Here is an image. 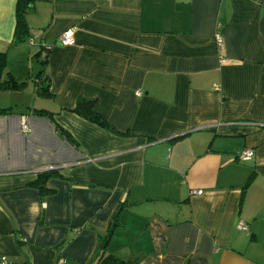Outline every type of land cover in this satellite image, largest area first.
I'll use <instances>...</instances> for the list:
<instances>
[{
  "label": "crops",
  "instance_id": "crops-1",
  "mask_svg": "<svg viewBox=\"0 0 264 264\" xmlns=\"http://www.w3.org/2000/svg\"><path fill=\"white\" fill-rule=\"evenodd\" d=\"M16 2L0 0L5 72L26 82L46 49L50 96L0 91V264H92L120 205L105 251L123 262L264 264V0H32L12 44ZM47 170L63 179L41 197Z\"/></svg>",
  "mask_w": 264,
  "mask_h": 264
},
{
  "label": "trees",
  "instance_id": "trees-1",
  "mask_svg": "<svg viewBox=\"0 0 264 264\" xmlns=\"http://www.w3.org/2000/svg\"><path fill=\"white\" fill-rule=\"evenodd\" d=\"M32 9V0H17L16 2V10H15V31L13 35L12 44H19L25 42L28 36V25L26 22V15ZM41 53L35 55V60L42 64V69L36 74L34 77V84L36 86V90L38 95L42 97H49L48 94V76L45 74L46 67V55L47 50L43 49ZM40 55L43 56V59L40 58ZM7 67V59L6 55L0 52V91H18L21 90L25 86V82L16 81L11 75L6 74L5 70ZM94 101H87L83 99H79L76 103V106L72 113L77 116L83 118L84 120L114 133V130L106 123V121L98 115L94 110ZM11 110H0V113L10 112ZM33 113L37 116H43L48 118L53 124L60 136L66 139L70 144L76 146L74 140L70 137V135L62 130L53 119V115L44 110H33ZM52 178L63 179L58 171L56 170H47L42 171L36 174V179L30 183V187L34 188L38 191L41 197L51 196L55 193L54 190L48 188L47 182ZM124 206L120 205L116 212L112 216V221L108 226V230L105 236L99 241V244L96 248V251L93 255L92 262H96V264H132L130 262H123L110 254H106L105 248L106 245L112 236L114 228L116 226V218L120 209ZM92 263V264H93ZM91 264V263H89Z\"/></svg>",
  "mask_w": 264,
  "mask_h": 264
},
{
  "label": "built area",
  "instance_id": "built-area-1",
  "mask_svg": "<svg viewBox=\"0 0 264 264\" xmlns=\"http://www.w3.org/2000/svg\"><path fill=\"white\" fill-rule=\"evenodd\" d=\"M71 41H72V31L67 30L61 35V37L58 40V43L62 46H66V45H69L71 43ZM215 42L220 49L223 48L222 39L219 36L215 37ZM21 129L23 132H27V127H26L24 121L21 122ZM252 157H253V152L248 149V150H244L243 152L239 153L237 156V159L239 161L246 162V161L251 160ZM196 194H200V192L198 191V192H196ZM239 228L241 230H246V226L243 223H241L239 225Z\"/></svg>",
  "mask_w": 264,
  "mask_h": 264
},
{
  "label": "rangeland",
  "instance_id": "rangeland-1",
  "mask_svg": "<svg viewBox=\"0 0 264 264\" xmlns=\"http://www.w3.org/2000/svg\"><path fill=\"white\" fill-rule=\"evenodd\" d=\"M36 54L33 53L32 54V57H34ZM39 69H40L39 62L36 61L35 59L31 60L30 63H29L28 75L26 76V78L28 76H31V77L30 78L28 77L27 81L25 82L26 83L25 84L26 85V88H25V92L22 94V96H20L21 97L20 98L21 100L27 101L28 99H30V92L32 93V91L34 89V77L39 72Z\"/></svg>",
  "mask_w": 264,
  "mask_h": 264
}]
</instances>
